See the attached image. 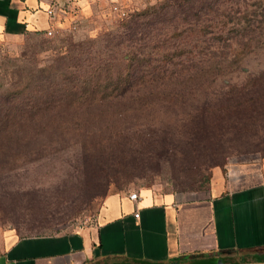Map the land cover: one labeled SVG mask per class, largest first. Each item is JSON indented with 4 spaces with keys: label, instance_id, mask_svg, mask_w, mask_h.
Returning <instances> with one entry per match:
<instances>
[{
    "label": "rangeland",
    "instance_id": "1",
    "mask_svg": "<svg viewBox=\"0 0 264 264\" xmlns=\"http://www.w3.org/2000/svg\"><path fill=\"white\" fill-rule=\"evenodd\" d=\"M207 1L100 0L83 11L67 1L50 34L0 42L1 231L79 228L109 192L202 195L216 170L230 184L254 179L264 0H216L215 11ZM243 14L252 25L239 34ZM210 17L218 38L197 30Z\"/></svg>",
    "mask_w": 264,
    "mask_h": 264
},
{
    "label": "crops",
    "instance_id": "2",
    "mask_svg": "<svg viewBox=\"0 0 264 264\" xmlns=\"http://www.w3.org/2000/svg\"><path fill=\"white\" fill-rule=\"evenodd\" d=\"M67 1L83 11L100 0H0V42L58 26ZM135 191L105 194L93 221L73 230H0V264H264V165L241 185L216 170L202 195Z\"/></svg>",
    "mask_w": 264,
    "mask_h": 264
},
{
    "label": "trees",
    "instance_id": "3",
    "mask_svg": "<svg viewBox=\"0 0 264 264\" xmlns=\"http://www.w3.org/2000/svg\"><path fill=\"white\" fill-rule=\"evenodd\" d=\"M179 1H182V0H179ZM216 0H208L207 2H206V7H207V9H210V10H212V11H215L216 10V8L218 7V5L216 4V2H215ZM181 2H178V4H180ZM250 14H253V12H250ZM213 17H210V18H206V19H203L202 21H203V24L202 25H200L201 27H199V28H197V30L198 31H201V32H203V34L205 33V32H211L212 33V35L214 34V33H217V38L219 37V34H220V32H221V30L222 29H220V27L221 26H218V27H216V29H212V27L214 26V22L215 21H217V20H215V19H212ZM223 22H221V24H222ZM192 24H196L195 23V20H194V23H192ZM234 24L236 25V26H238L237 28H235V30L237 31V32H239V34H244V33H248L249 32V28L251 27V25H252V20H250V18H248V17H246L244 14L242 15V16H238V18H237V21L236 22H234ZM212 25V26H211ZM217 25V23L215 24V26ZM211 26V27H210ZM214 26V27H215ZM204 27H206V28H209L208 30H204ZM212 37V36H211ZM216 37V36H215ZM214 38V37H213ZM213 41V40H212ZM217 41V40H216ZM140 60H142V58H139V57H137L136 58V63L137 62H139ZM188 60V59H187ZM189 64V63H188ZM180 65L181 66H183L182 65V63L180 62ZM189 65H191L192 67H194L195 66V64H189ZM187 65H185V69H188L187 67H186ZM216 65H210L209 66V71H213L214 69H218V68H214L213 69V67H215ZM190 67V66H189ZM184 68H182V69H184ZM181 69V68H180ZM202 69V68H201ZM201 69L199 68V69H194L191 73H190V75L189 76H192V78L193 77H195V76H197V75H199L200 74V71H201ZM213 69V70H212ZM149 72H152V73H154V67L152 66L149 70H148ZM118 79H117V77L115 78V80H113L112 82L114 83V85L112 86V87H117V85H119L118 84Z\"/></svg>",
    "mask_w": 264,
    "mask_h": 264
},
{
    "label": "built area",
    "instance_id": "4",
    "mask_svg": "<svg viewBox=\"0 0 264 264\" xmlns=\"http://www.w3.org/2000/svg\"><path fill=\"white\" fill-rule=\"evenodd\" d=\"M56 4H57L56 2H53V3H51V5L49 7H47L45 9L46 14L50 20H53L52 17L54 15V8L56 7ZM62 5H63V3H62ZM52 28H53V24H52V22H50L49 25L47 26V28L44 29L45 33L50 34L52 31ZM128 197L131 199H135L137 197L136 191L132 190V191L128 192Z\"/></svg>",
    "mask_w": 264,
    "mask_h": 264
}]
</instances>
